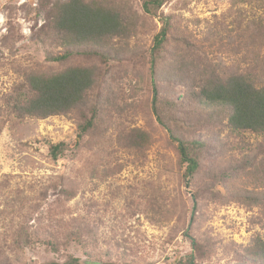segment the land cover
Segmentation results:
<instances>
[{
  "label": "rangeland",
  "instance_id": "obj_1",
  "mask_svg": "<svg viewBox=\"0 0 264 264\" xmlns=\"http://www.w3.org/2000/svg\"><path fill=\"white\" fill-rule=\"evenodd\" d=\"M49 1L51 6L63 0H0V213L15 194L23 205L26 198L38 202L32 226L53 232L58 223H91L92 230L84 235V245L72 242L59 252L44 245L21 252L11 239L0 238V264L64 263L69 258L98 264H176L192 252V242L184 236L191 221V236L211 240L205 254H197L196 264H264L247 253L256 242H264V202L253 199L264 196V139L237 136L224 124L200 128L196 137L206 143L207 153L192 182L184 181L186 166L180 167L166 131L150 110L146 52L162 23L142 12L141 0H125L142 29L123 43L120 62H70L99 72L100 87L90 96L92 102L103 104L115 92L124 93L130 106L120 119L97 116L95 129L77 149L79 126L93 119L87 110L44 120H18L5 110L6 98L29 73L51 74L66 66L47 62L37 44ZM233 1L169 0L162 8L173 28L156 84L161 95L185 107L179 109L183 116L193 99V83L208 75L206 68L264 67V42H254L264 3L236 7ZM106 71L110 84L102 78ZM134 129L150 137L143 153L129 149ZM59 142L72 150L54 161L49 143Z\"/></svg>",
  "mask_w": 264,
  "mask_h": 264
},
{
  "label": "trees",
  "instance_id": "obj_2",
  "mask_svg": "<svg viewBox=\"0 0 264 264\" xmlns=\"http://www.w3.org/2000/svg\"><path fill=\"white\" fill-rule=\"evenodd\" d=\"M169 0H141V10L150 19H159L160 31L154 36L149 50V78L151 80L152 99L150 110L159 126L169 137L179 160L180 167L186 166L184 181L191 183L202 167L207 153V145L196 137L200 128L209 124H224L233 134L255 135L264 139V67L240 71L220 66L218 70H203L208 73L193 83L192 96L185 116L179 111L185 108L159 93L156 75L160 68L172 33V18L165 15L162 8ZM234 5L264 3V0H234ZM45 26L37 38L45 59L49 63L66 65L62 70L51 74L31 72L21 87L14 90L5 102L7 112L16 119H48L50 117L68 116L74 112H87L93 119L79 126L75 141L80 148L83 138L94 130L97 116L112 120L120 119L125 112L128 100L124 93L108 98L105 103L92 102L90 96L100 87L101 76L94 67L72 65L71 61L83 58H97L110 65L120 62L125 53L123 43L137 37L142 27L137 23V14L131 3L125 0H63L45 6ZM258 34L254 40L264 42V17L256 24ZM259 26V27H258ZM225 27L228 36L233 30ZM183 41H187L183 37ZM114 43H118L114 45ZM136 50H134L135 52ZM259 71V72H257ZM263 74V77L260 76ZM110 84V72L102 76ZM196 82V80H194ZM99 113V115L97 114ZM130 147L143 153L150 142L147 133L132 130ZM70 149L65 142L49 143V155L54 161ZM72 150V148L70 149ZM224 178V177H222ZM201 192L194 195L193 214L196 210ZM14 194V198L3 203L0 213V238L5 242L11 239L13 247L23 252L26 248L35 250L37 246L59 252L63 247L74 242L84 245L83 237L89 233L91 223H69L56 225L57 231H47L30 225V218L38 209V202L26 198L25 205ZM249 199V197H248ZM257 203L264 202V196L254 197ZM192 221L184 236L192 242V252L186 259L176 264H196V256L205 254L211 247V240H198L190 235ZM251 256L264 260V242L258 241L248 248ZM44 264H98V262H81L69 258L64 263L49 262Z\"/></svg>",
  "mask_w": 264,
  "mask_h": 264
}]
</instances>
